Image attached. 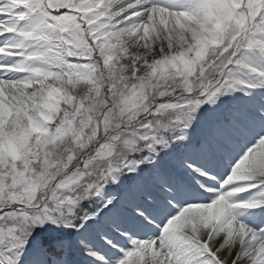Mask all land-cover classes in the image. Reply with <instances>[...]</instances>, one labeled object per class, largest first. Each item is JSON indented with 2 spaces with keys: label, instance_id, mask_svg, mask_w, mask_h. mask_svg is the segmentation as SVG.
Returning a JSON list of instances; mask_svg holds the SVG:
<instances>
[{
  "label": "snow or ice",
  "instance_id": "6c2138e0",
  "mask_svg": "<svg viewBox=\"0 0 264 264\" xmlns=\"http://www.w3.org/2000/svg\"><path fill=\"white\" fill-rule=\"evenodd\" d=\"M0 264H264V0H0Z\"/></svg>",
  "mask_w": 264,
  "mask_h": 264
}]
</instances>
